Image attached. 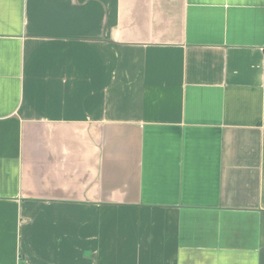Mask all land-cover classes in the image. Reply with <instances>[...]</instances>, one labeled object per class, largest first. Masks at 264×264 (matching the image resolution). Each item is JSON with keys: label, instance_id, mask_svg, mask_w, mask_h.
I'll list each match as a JSON object with an SVG mask.
<instances>
[{"label": "crops", "instance_id": "obj_1", "mask_svg": "<svg viewBox=\"0 0 264 264\" xmlns=\"http://www.w3.org/2000/svg\"><path fill=\"white\" fill-rule=\"evenodd\" d=\"M0 264H264V0H0Z\"/></svg>", "mask_w": 264, "mask_h": 264}]
</instances>
